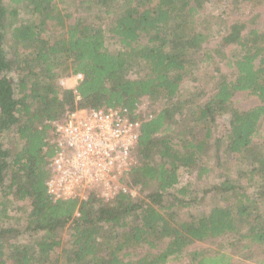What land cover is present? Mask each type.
Returning a JSON list of instances; mask_svg holds the SVG:
<instances>
[{
  "label": "trees",
  "instance_id": "obj_1",
  "mask_svg": "<svg viewBox=\"0 0 264 264\" xmlns=\"http://www.w3.org/2000/svg\"><path fill=\"white\" fill-rule=\"evenodd\" d=\"M218 1L0 0V264H236L188 251L228 236L264 254V21L230 20L264 0H221L209 24L200 12ZM78 73L74 90L58 84ZM239 91L260 104L234 106ZM143 97L161 104L113 198L53 200L51 122Z\"/></svg>",
  "mask_w": 264,
  "mask_h": 264
},
{
  "label": "built area",
  "instance_id": "obj_2",
  "mask_svg": "<svg viewBox=\"0 0 264 264\" xmlns=\"http://www.w3.org/2000/svg\"><path fill=\"white\" fill-rule=\"evenodd\" d=\"M81 79L78 73L59 84L64 87L72 81L68 87L74 90ZM152 116L151 112L141 114L137 104L133 111L124 106L76 107L52 121L47 193L53 200L82 198L88 188L97 187L103 198H113L121 188L118 176L134 164L141 124Z\"/></svg>",
  "mask_w": 264,
  "mask_h": 264
},
{
  "label": "rangeland",
  "instance_id": "obj_3",
  "mask_svg": "<svg viewBox=\"0 0 264 264\" xmlns=\"http://www.w3.org/2000/svg\"><path fill=\"white\" fill-rule=\"evenodd\" d=\"M219 3H207L205 5V8L200 12L201 15H203L206 19H208V23H219L216 15L218 12H220L224 7L223 2L220 0ZM206 13V14H205ZM242 13H245L243 16H241V12L233 13L230 16V20L237 18L241 22H246L248 25H251L252 27H260L262 21H264V4L256 6L253 9H247V11L243 10ZM257 14V15H256ZM254 17L253 20H250V18ZM216 42H218V39H210L207 46L214 47ZM106 46L109 48V50H115L118 45L114 40L106 39L105 41ZM216 51V50H214ZM230 49L229 47H225L222 49L223 55H229ZM216 60H219L218 57H215ZM219 68L223 73L230 74L233 70L230 67L226 66V60H221L218 62ZM132 76H135V73L131 74ZM68 76L63 75L60 76L58 79V84L61 79H65ZM199 77V76H198ZM202 80H199L197 82V85H200ZM203 82V81H202ZM72 84V81H66L64 87H68ZM60 85V84H59ZM210 89H208L207 95L210 94ZM206 95V96H207ZM233 105L240 108V109H248L250 107L256 106L260 104V101L257 97L254 95H251L247 91H239L236 92L232 97ZM161 104L160 101L158 102H152L147 97L141 98L137 106L139 108V112L142 113H148L151 112L153 108H159V105ZM152 113V112H151ZM225 123L223 122L222 118L217 119V134L220 135L223 133ZM260 134L262 138H255V141H262L264 139V120L261 121V128H260ZM131 193L133 195L136 194V189L132 188L130 189ZM206 203H209V201H206ZM232 240V239H231ZM233 241V240H232ZM230 238L228 237H222L217 239H209L205 241L195 242L192 244L188 251H193L195 249H206V250H217L222 249L223 251H226L228 253H231L233 260L236 262V264H259L260 261L264 260V254L256 249V246L251 245L250 247H243L244 243L239 242L238 240L234 239V244H231ZM249 255V256H248ZM184 262V261H182ZM172 264H180L179 262H172Z\"/></svg>",
  "mask_w": 264,
  "mask_h": 264
}]
</instances>
